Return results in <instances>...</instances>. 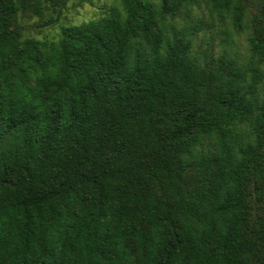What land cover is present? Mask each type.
I'll use <instances>...</instances> for the list:
<instances>
[{"label": "trees", "instance_id": "obj_1", "mask_svg": "<svg viewBox=\"0 0 264 264\" xmlns=\"http://www.w3.org/2000/svg\"><path fill=\"white\" fill-rule=\"evenodd\" d=\"M65 2L0 0V264H264V0L246 26L249 0H119L21 37ZM227 23L248 58L200 63Z\"/></svg>", "mask_w": 264, "mask_h": 264}, {"label": "rangeland", "instance_id": "obj_2", "mask_svg": "<svg viewBox=\"0 0 264 264\" xmlns=\"http://www.w3.org/2000/svg\"><path fill=\"white\" fill-rule=\"evenodd\" d=\"M62 7H48L43 10L42 16L25 14L20 17L21 37L24 39L56 41L59 39L61 29L70 25H77L93 19L106 17L113 8H120L119 0H65ZM260 0H249L243 26L250 23L255 15L259 14ZM21 16V15H20ZM50 17L57 18L52 25L39 27L38 25ZM182 20H180L181 22ZM227 28L230 37L223 30ZM251 30L244 28L241 32H236L228 23L221 26L217 24L210 31H202L193 38V51L198 61H207L209 55H216L222 50L230 54H237L240 60L248 58ZM264 69V66L261 67ZM206 142L202 148H207Z\"/></svg>", "mask_w": 264, "mask_h": 264}]
</instances>
